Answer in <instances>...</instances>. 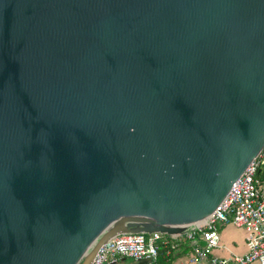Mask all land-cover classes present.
<instances>
[{
  "label": "water",
  "instance_id": "obj_1",
  "mask_svg": "<svg viewBox=\"0 0 264 264\" xmlns=\"http://www.w3.org/2000/svg\"><path fill=\"white\" fill-rule=\"evenodd\" d=\"M262 153L264 0H0V264L187 234Z\"/></svg>",
  "mask_w": 264,
  "mask_h": 264
},
{
  "label": "built area",
  "instance_id": "obj_2",
  "mask_svg": "<svg viewBox=\"0 0 264 264\" xmlns=\"http://www.w3.org/2000/svg\"><path fill=\"white\" fill-rule=\"evenodd\" d=\"M262 168L264 153L253 161L212 217L199 228L178 236L118 235L99 249L92 264H120L122 259L158 264L160 244L170 248L169 254L189 253L190 264H264V179L258 177ZM229 224L246 232L249 251L228 259L216 257L220 228Z\"/></svg>",
  "mask_w": 264,
  "mask_h": 264
},
{
  "label": "rangeland",
  "instance_id": "obj_3",
  "mask_svg": "<svg viewBox=\"0 0 264 264\" xmlns=\"http://www.w3.org/2000/svg\"><path fill=\"white\" fill-rule=\"evenodd\" d=\"M246 238V232L235 227L233 224L221 227L220 245L219 248L214 251V255L219 258L228 259L233 255L240 256L246 254L248 251ZM187 264H190V262Z\"/></svg>",
  "mask_w": 264,
  "mask_h": 264
},
{
  "label": "crops",
  "instance_id": "obj_4",
  "mask_svg": "<svg viewBox=\"0 0 264 264\" xmlns=\"http://www.w3.org/2000/svg\"><path fill=\"white\" fill-rule=\"evenodd\" d=\"M246 243H247V238H246ZM248 247V245H247ZM249 251V248H248ZM248 251L246 253H248ZM188 258H189V253H184V254H176L173 253L171 255V261L170 263L173 264H187L188 263ZM187 259V260H186ZM120 264H137L135 261L130 260V259H122Z\"/></svg>",
  "mask_w": 264,
  "mask_h": 264
},
{
  "label": "trees",
  "instance_id": "obj_5",
  "mask_svg": "<svg viewBox=\"0 0 264 264\" xmlns=\"http://www.w3.org/2000/svg\"><path fill=\"white\" fill-rule=\"evenodd\" d=\"M258 177L264 179V168H262V170L259 172ZM169 252H170V248L160 244V251H159L160 256L158 259V264H167L168 262L171 261L172 254H169Z\"/></svg>",
  "mask_w": 264,
  "mask_h": 264
}]
</instances>
